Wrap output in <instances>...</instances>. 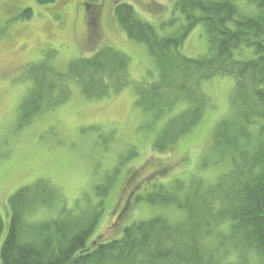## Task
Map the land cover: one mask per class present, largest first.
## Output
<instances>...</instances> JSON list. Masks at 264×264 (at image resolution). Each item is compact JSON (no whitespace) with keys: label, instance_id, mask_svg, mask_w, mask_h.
Listing matches in <instances>:
<instances>
[{"label":"rangeland","instance_id":"obj_1","mask_svg":"<svg viewBox=\"0 0 264 264\" xmlns=\"http://www.w3.org/2000/svg\"><path fill=\"white\" fill-rule=\"evenodd\" d=\"M117 1L132 5L160 37L177 35L186 24L174 8L177 0H55L49 4L0 0V217L4 224L0 246L11 215L9 196L39 180L55 186L59 198L28 211L29 223L54 218L62 206L75 212L92 207L98 199L96 187L110 182L98 223L86 242L90 249L98 241L119 238L124 227L141 220L157 215L181 219L182 210L150 204L146 197L159 194L163 187L161 194L166 191L184 198L195 184L216 183L232 164L228 149L215 140L223 123L238 118L239 109L230 100L235 86L232 76L203 81L205 105L199 123L168 149H155V140L168 122L190 104L182 97L157 114L137 103L136 90L156 81L158 68L145 46L128 39L119 27L114 16ZM83 2L89 5L88 12L98 13V24L91 22L95 35L91 43L85 40ZM234 3L239 16L259 12L248 0ZM26 10L31 11L28 17L22 16ZM103 47L128 57L126 85L88 98L77 82L68 81L67 99L44 102L29 120L21 121V105L33 86L30 67L66 73L74 62ZM180 52L188 58L211 55L204 23L189 32ZM236 55L240 60L255 57L252 48ZM228 234V224H220L207 242L219 248L221 264H236L243 255L228 241ZM243 257L247 264H255L254 256Z\"/></svg>","mask_w":264,"mask_h":264},{"label":"trees","instance_id":"obj_2","mask_svg":"<svg viewBox=\"0 0 264 264\" xmlns=\"http://www.w3.org/2000/svg\"><path fill=\"white\" fill-rule=\"evenodd\" d=\"M34 1L49 4L55 0ZM234 1L177 0L174 8L186 24L179 34L169 37H160L129 3L117 1L114 7L125 36L142 43L158 68L156 81L136 90L137 103L157 114L171 109L182 97L190 104L157 137V151L168 149L201 120L203 81L216 76L234 77L230 100L239 109L238 118L223 123L215 132L216 143L230 153V168L211 186H191L184 198L166 191L161 194L163 187L159 194L146 197L150 204L182 210L185 214L181 219L173 221L157 215L141 220L124 227L119 238L98 241L90 249L86 242L98 223L110 182L96 187L98 199L92 207H80L75 212L62 206L54 218L33 223L27 221V212L59 198L58 191L46 180L24 186L8 198L11 215L0 246V264H221L219 248L207 241L215 237L216 227L223 223L229 227L228 241L239 253L254 256L255 264H264V0H248L259 11L253 16H239ZM30 14L26 10L22 16ZM199 23L207 26L211 55L188 58L180 49ZM87 28L85 40L91 43L94 28L91 23ZM243 48H252L255 57L238 59L236 52ZM88 56L74 62L66 73L51 67H30L33 86L21 105V121L29 120L44 102L67 99L68 81L77 82L88 98L126 85L125 54L103 47ZM3 227L0 217V236ZM243 256L236 264H247Z\"/></svg>","mask_w":264,"mask_h":264},{"label":"flooded vegetation","instance_id":"obj_3","mask_svg":"<svg viewBox=\"0 0 264 264\" xmlns=\"http://www.w3.org/2000/svg\"><path fill=\"white\" fill-rule=\"evenodd\" d=\"M83 6V23H84V27H85V36L88 35V23L93 24V22H95V25L98 24V13L97 10L95 9H91V11L88 12L87 7L89 6L86 2H83L81 4ZM94 10V11H93Z\"/></svg>","mask_w":264,"mask_h":264}]
</instances>
